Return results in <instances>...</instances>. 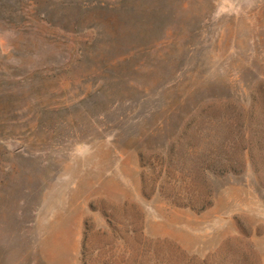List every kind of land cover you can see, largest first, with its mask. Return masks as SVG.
Wrapping results in <instances>:
<instances>
[{
	"label": "rangeland",
	"instance_id": "374dc122",
	"mask_svg": "<svg viewBox=\"0 0 264 264\" xmlns=\"http://www.w3.org/2000/svg\"><path fill=\"white\" fill-rule=\"evenodd\" d=\"M0 264H264V0H0Z\"/></svg>",
	"mask_w": 264,
	"mask_h": 264
}]
</instances>
